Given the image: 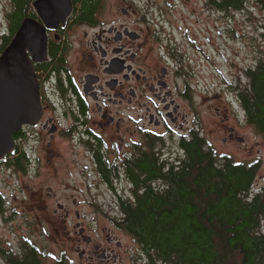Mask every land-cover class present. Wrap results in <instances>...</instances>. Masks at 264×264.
I'll list each match as a JSON object with an SVG mask.
<instances>
[{
  "label": "flooded vegetation",
  "instance_id": "1",
  "mask_svg": "<svg viewBox=\"0 0 264 264\" xmlns=\"http://www.w3.org/2000/svg\"><path fill=\"white\" fill-rule=\"evenodd\" d=\"M37 1L27 0L25 12L12 28L18 3L7 0L8 32L0 38V55L26 19L38 22L48 41L44 60L34 61L27 49L40 89L39 119L13 134L14 148L0 160V168L20 175L22 171L39 174L47 167L50 175H58L63 167L81 166L86 177L102 181L111 194L110 209L120 215L118 226L136 189L134 176L142 173L136 166L151 158L165 167L178 163L163 158V145L178 142L181 156L183 142L200 133L198 120L189 118L198 109L195 63L174 39L162 38L157 24L165 21L166 12L150 0L143 10L132 3L123 5L124 0L114 4L106 0L108 14H103L105 0H100L90 18L82 17L80 6L73 2L71 14L57 27L46 24ZM136 14L144 27L136 23ZM229 119L222 120L225 141L239 138L227 125ZM2 203L0 195V210ZM61 209L70 220L72 212ZM75 213L81 219V212ZM76 227L68 238L76 237L80 257L90 264L117 262L111 231L102 245L95 243L82 222ZM31 247L37 246L28 240L18 254ZM0 251L6 263L13 264L14 255L1 247Z\"/></svg>",
  "mask_w": 264,
  "mask_h": 264
},
{
  "label": "rangeland",
  "instance_id": "2",
  "mask_svg": "<svg viewBox=\"0 0 264 264\" xmlns=\"http://www.w3.org/2000/svg\"><path fill=\"white\" fill-rule=\"evenodd\" d=\"M150 1L166 12L165 21L157 24L162 38L174 39L195 63L198 109L189 118L198 120L199 134L217 155H230L240 163L260 161L251 190L256 193L264 188V136L247 121L237 90L232 86L247 83L245 71L264 58L263 1L248 0L240 9H220L215 0ZM105 2L102 12L108 14V2ZM109 2L114 4V0ZM7 3L0 0V38L8 32ZM131 3L143 10L147 1L124 0L123 5ZM139 15L136 14V23L144 27ZM223 118H230L227 125L235 129L238 139H223L227 134L223 131ZM163 147L166 152L163 158L178 160L185 155L179 156L182 151L176 141H167ZM40 171L39 174L22 171L18 175L5 166L0 168L1 247L17 250L30 240L45 253L46 264H53L64 255L72 264H90L76 250V237L68 238V232L78 230L76 225L82 222L98 244H107V233L111 231L115 238L112 247L119 257L117 262L107 264H136L142 259L140 244L115 224L120 215L111 211L113 199L102 181L86 177L81 166L63 167L58 175H50L47 167ZM59 204L72 212L70 220ZM76 210L81 212V219ZM117 240L122 243L120 247ZM0 264H7L1 251Z\"/></svg>",
  "mask_w": 264,
  "mask_h": 264
},
{
  "label": "trees",
  "instance_id": "3",
  "mask_svg": "<svg viewBox=\"0 0 264 264\" xmlns=\"http://www.w3.org/2000/svg\"><path fill=\"white\" fill-rule=\"evenodd\" d=\"M72 1L90 18L100 0ZM247 1L215 0L220 9H240ZM16 2L12 28L27 7V0ZM245 75L248 82L232 88L247 121L264 136V58ZM183 147L178 163L165 167L151 158L136 166L142 173L134 176L136 189L118 222L141 246L136 264H264V188L251 192L260 161L217 155L200 134ZM1 249L14 255L13 264H46L37 247L19 254ZM67 257L53 264H72Z\"/></svg>",
  "mask_w": 264,
  "mask_h": 264
},
{
  "label": "water",
  "instance_id": "4",
  "mask_svg": "<svg viewBox=\"0 0 264 264\" xmlns=\"http://www.w3.org/2000/svg\"><path fill=\"white\" fill-rule=\"evenodd\" d=\"M36 6L46 24L57 27L71 14L73 1L38 0ZM47 41L45 29L38 22L26 19L0 55V160L13 150V134L23 124H35L39 119L40 89L27 49L31 50L34 61L44 60Z\"/></svg>",
  "mask_w": 264,
  "mask_h": 264
}]
</instances>
